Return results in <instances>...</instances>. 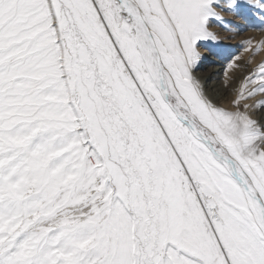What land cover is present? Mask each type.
Wrapping results in <instances>:
<instances>
[{
  "label": "snow or ice",
  "instance_id": "obj_1",
  "mask_svg": "<svg viewBox=\"0 0 264 264\" xmlns=\"http://www.w3.org/2000/svg\"><path fill=\"white\" fill-rule=\"evenodd\" d=\"M245 10L0 0V264H264V41L196 74Z\"/></svg>",
  "mask_w": 264,
  "mask_h": 264
},
{
  "label": "bare ground",
  "instance_id": "obj_2",
  "mask_svg": "<svg viewBox=\"0 0 264 264\" xmlns=\"http://www.w3.org/2000/svg\"><path fill=\"white\" fill-rule=\"evenodd\" d=\"M256 27L248 28L247 33L242 35L244 36V42L249 40L253 42V47L259 42L264 41V31ZM206 43L214 54L210 58H206L202 61L199 66V71L196 74L198 77H201V79H199L205 84L209 97L219 106L220 102L232 99L231 90L225 87V82L227 80L225 68L228 56L232 51L229 49L230 47H224L218 40ZM235 51L239 52V50ZM248 55V52L243 50L240 51V60L238 62H246L245 59Z\"/></svg>",
  "mask_w": 264,
  "mask_h": 264
},
{
  "label": "rangeland",
  "instance_id": "obj_3",
  "mask_svg": "<svg viewBox=\"0 0 264 264\" xmlns=\"http://www.w3.org/2000/svg\"><path fill=\"white\" fill-rule=\"evenodd\" d=\"M223 16L226 21H230L228 30H225V28H222L220 26H213L211 31L217 35V40L220 44L222 43L224 47H230L229 49H231L232 51L230 55H240V51H242V45L245 44V42L243 41L244 36L242 35L247 33L248 28L257 26L256 28L260 30L264 29V18H262L258 12H249L248 10H245V16L247 17V19L241 16H235L227 13L223 14ZM235 50H239V52ZM213 54L214 53L209 46L206 49H201V55L203 57L210 58ZM250 55L251 54L249 53V55L245 59L246 62L249 61ZM259 59H264V56L258 57L257 61ZM255 66L256 62H253L252 67L255 68ZM199 78L201 79L200 76ZM230 101L231 100L220 102L219 106L230 107ZM255 102L256 101H252V103Z\"/></svg>",
  "mask_w": 264,
  "mask_h": 264
}]
</instances>
